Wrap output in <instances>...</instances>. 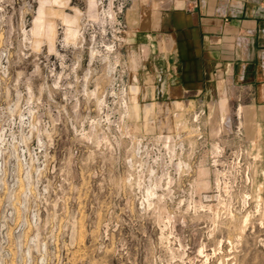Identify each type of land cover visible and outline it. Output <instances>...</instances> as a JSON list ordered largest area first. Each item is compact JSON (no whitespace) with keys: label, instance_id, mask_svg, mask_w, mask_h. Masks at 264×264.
Segmentation results:
<instances>
[{"label":"rangeland","instance_id":"rangeland-1","mask_svg":"<svg viewBox=\"0 0 264 264\" xmlns=\"http://www.w3.org/2000/svg\"><path fill=\"white\" fill-rule=\"evenodd\" d=\"M167 2L0 0V264H264L262 128L138 70Z\"/></svg>","mask_w":264,"mask_h":264},{"label":"crops","instance_id":"crops-1","mask_svg":"<svg viewBox=\"0 0 264 264\" xmlns=\"http://www.w3.org/2000/svg\"><path fill=\"white\" fill-rule=\"evenodd\" d=\"M167 1L137 34L147 50L138 70L148 68L152 80L161 71L168 91L243 104L264 136V0Z\"/></svg>","mask_w":264,"mask_h":264},{"label":"bare ground","instance_id":"bare-ground-1","mask_svg":"<svg viewBox=\"0 0 264 264\" xmlns=\"http://www.w3.org/2000/svg\"><path fill=\"white\" fill-rule=\"evenodd\" d=\"M249 107H250V106H249ZM242 108H243V107H242ZM244 108H245V107H244ZM244 108H243V109H244ZM250 108H251V107H250ZM241 112H242V109H241V107H240V108H239V114H240ZM245 113H246V112H245ZM161 124H162V123H161ZM164 136H165V135H164ZM166 136L169 137V135H166ZM168 137H167V138H168ZM257 200H258V199H257ZM258 204H259V203H258ZM255 205H256V204H255ZM263 205H264V204H263ZM257 206H258V205H257ZM257 206H256V209H257ZM257 210H258V209H257ZM263 215H264V214H263ZM248 216H249V215H245V216H244V219H243V221H242L243 224H246V221L249 220V219H248ZM262 218H263V217H262ZM261 221H262V219H261Z\"/></svg>","mask_w":264,"mask_h":264}]
</instances>
